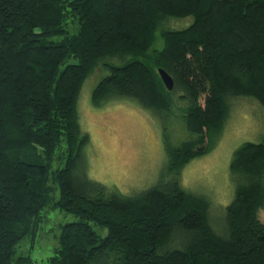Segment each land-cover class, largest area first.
<instances>
[{
  "label": "trees",
  "instance_id": "1",
  "mask_svg": "<svg viewBox=\"0 0 264 264\" xmlns=\"http://www.w3.org/2000/svg\"><path fill=\"white\" fill-rule=\"evenodd\" d=\"M186 18L185 29L169 26ZM105 66L96 107L130 98L163 121L178 109L190 133L179 146L165 138L166 172L134 196L91 180L84 160L79 97ZM237 97L264 109V0H0V264H34L18 248L36 239L49 210L76 221L60 225L47 264H264V136L233 154L222 234L208 199L180 180Z\"/></svg>",
  "mask_w": 264,
  "mask_h": 264
},
{
  "label": "rangeland",
  "instance_id": "2",
  "mask_svg": "<svg viewBox=\"0 0 264 264\" xmlns=\"http://www.w3.org/2000/svg\"><path fill=\"white\" fill-rule=\"evenodd\" d=\"M193 19L174 20L171 29H185ZM70 31L76 33L71 25ZM164 46L158 33L153 49ZM109 65L123 63L109 59ZM110 70L99 67L85 82L78 102L79 121L89 144L84 149V160L91 180L116 190L121 196H134L156 185L167 170L166 140L179 146L190 138L181 112L175 109L163 121L151 110L130 98H118L96 107L93 93L99 82ZM204 101V100H203ZM223 131L213 138L209 151L186 164L180 170V180L185 191L206 197L210 202V221L215 231L226 228V211L235 197V184L231 178V161L234 152L244 143H259L264 136V109L251 98L237 97ZM264 222V213L260 212ZM76 217L62 211L46 212L45 221L36 239L27 238L18 248V256H30L34 264H47L54 254L60 225L74 222ZM98 235L107 231L91 223ZM218 230V231H217ZM220 231V232H219ZM184 240V241H183ZM171 247L181 246L185 239L175 241Z\"/></svg>",
  "mask_w": 264,
  "mask_h": 264
},
{
  "label": "water",
  "instance_id": "3",
  "mask_svg": "<svg viewBox=\"0 0 264 264\" xmlns=\"http://www.w3.org/2000/svg\"><path fill=\"white\" fill-rule=\"evenodd\" d=\"M159 73L167 90L172 91L174 88V81L172 77L168 75L164 70H160Z\"/></svg>",
  "mask_w": 264,
  "mask_h": 264
}]
</instances>
